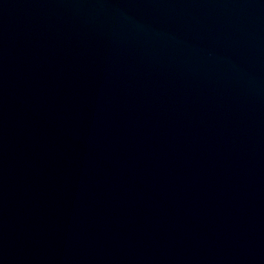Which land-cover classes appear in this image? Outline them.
I'll return each instance as SVG.
<instances>
[{"label": "water", "instance_id": "1", "mask_svg": "<svg viewBox=\"0 0 264 264\" xmlns=\"http://www.w3.org/2000/svg\"><path fill=\"white\" fill-rule=\"evenodd\" d=\"M0 264H264V0H0Z\"/></svg>", "mask_w": 264, "mask_h": 264}]
</instances>
